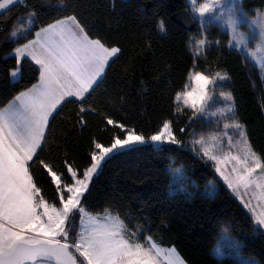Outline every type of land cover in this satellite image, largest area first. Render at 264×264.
<instances>
[{
  "label": "snow or ice",
  "instance_id": "6c2138e0",
  "mask_svg": "<svg viewBox=\"0 0 264 264\" xmlns=\"http://www.w3.org/2000/svg\"><path fill=\"white\" fill-rule=\"evenodd\" d=\"M18 3L23 0H0V10L10 12ZM188 3L200 32L198 38L189 37L193 62L187 72L188 83L175 92V101L191 110L189 124L176 129L172 119L163 118L150 135L117 115L125 103L120 92L112 94L101 87L124 49L100 36L71 0H60L61 12L49 22L37 27L38 13L33 9L27 12L26 24L13 28L9 37L16 46L5 55L14 54L15 64L8 74L18 83L22 61L27 60L38 76L15 94L0 93V264H188L174 245L165 246L162 238L146 235L145 223L133 224V217L122 216L118 205H85V201L91 195L94 177L108 159L148 143L183 147L177 131L184 134L192 123L206 117L216 118L208 121L216 130L199 134L193 130L192 151L213 165L251 219L264 229V148L257 149L252 142L247 125L238 117L233 93L216 91L222 87L218 82L228 79L227 72L201 69L197 63L201 56L207 61L211 47L220 45L219 40L208 39L207 28L226 26L228 47L254 59L264 70V12L257 10L249 17L241 0ZM105 7V15L115 13L117 0H110ZM156 28L167 31L163 19L157 21ZM252 42L254 47H249ZM146 46L150 48L151 43ZM123 72L134 75V64ZM67 104H72L73 110L62 123L83 132L93 118L108 140L90 136L83 165L68 164L65 156L66 172L58 174L51 145L61 137L53 121ZM217 104L220 106L211 110ZM169 171L173 182L184 177L182 167ZM42 174L54 185L50 198L41 185ZM96 207L98 211L89 210ZM240 246L224 227L212 251L217 258L228 254L239 264H256L240 257Z\"/></svg>",
  "mask_w": 264,
  "mask_h": 264
},
{
  "label": "trees",
  "instance_id": "16d2710c",
  "mask_svg": "<svg viewBox=\"0 0 264 264\" xmlns=\"http://www.w3.org/2000/svg\"><path fill=\"white\" fill-rule=\"evenodd\" d=\"M71 3L78 6L80 15L94 25L100 36L118 42L124 49L101 85L112 94L120 92L124 96V108L117 115L149 135L163 118L172 119L176 129L186 127L189 122L175 101V92L186 84L187 72L192 66L189 37H198L200 32L188 0H117L116 12L108 15L104 14L108 11L105 5L110 0H71ZM24 4L29 7L26 9ZM59 4L60 0H23L10 12H0V93L15 94L34 83V77L38 76L34 66L25 60L17 78L19 82L11 80L8 70L15 64L14 54H5L16 45L10 43L9 34L14 27L27 23V12L33 9L38 13L37 27L56 18L61 12ZM241 6L252 17L257 10L264 9V0H241ZM160 19L165 21L166 33L156 28ZM226 33L216 25L207 28L208 39L219 40L220 45L211 47L207 61L201 56L197 63L201 69L211 67L214 71L227 72L226 90L233 93L238 117L247 125L254 145L261 149L264 148L262 80L244 55L228 47ZM149 42L150 48L146 46ZM129 64H134V75L125 76L123 69ZM72 110V104L65 105L61 115L53 121L61 137L51 145L52 162L58 174L66 172L65 156L68 164L83 165L90 148V136L108 140V134L101 133L102 126L98 127L93 118H89V127L83 132L62 123V118ZM195 126L192 123L184 134L177 131L183 147L168 143L157 147L148 143L108 159L94 177L85 205H118L122 216L127 213L133 217V224L145 223L146 235L162 238L165 246L174 245L188 264H239L235 256L217 258L213 254L224 227L240 241L241 258L264 264V241H256L250 214L217 179L213 165L201 159L188 144L190 131ZM171 163L191 167V180L196 186L190 181L184 188L175 184L169 171ZM210 180L217 182V189L212 196L203 195L201 191ZM40 181L50 198L54 188L50 178L42 174ZM89 210L95 212L99 207Z\"/></svg>",
  "mask_w": 264,
  "mask_h": 264
},
{
  "label": "rangeland",
  "instance_id": "374dc122",
  "mask_svg": "<svg viewBox=\"0 0 264 264\" xmlns=\"http://www.w3.org/2000/svg\"><path fill=\"white\" fill-rule=\"evenodd\" d=\"M200 2H203V0H200ZM191 10V9H190ZM261 12H264V9L261 10ZM192 14V13H191ZM256 14V13H255ZM250 17V16H249ZM223 30H225L227 32V28L226 26L223 28ZM241 31H247V28L246 27H241L240 29ZM198 38V37H197ZM194 43V41H193ZM249 47H254V42L250 43L249 44ZM192 52H194V48L191 49ZM254 66L255 68L257 69L260 77H261V80H262V84H263V89H264V70L260 69L259 65L255 62L254 59L252 58H247ZM188 83V80L186 82V84ZM220 85H222V87H218L216 89L217 93H219V91L223 90V91H227L226 90V83H227V79L224 80V81H219L218 82ZM179 108L182 109L185 113L186 116H190L191 115V110L185 108L182 103L181 104H178ZM220 105H213L212 109L211 110H215L216 107H219ZM216 119L215 117H206V118H203V119H200V120H197L195 121L194 123L196 124V126L190 131V136H189V139H188V144L191 146V143H190V140L192 139V136H191V132L193 130L196 131L197 134L201 133V132H204V133H207L208 131H215L216 130V125L213 124V123H210L208 121L210 120H214ZM223 121L221 122V128H222V125H223ZM152 144V143H150ZM153 145V144H152ZM155 146V145H153ZM158 147V146H157ZM172 167H182L183 168V171H184V177L183 179H177L174 183L179 185L180 188H184L185 186H187L188 182L190 181L193 186L195 187V183L192 182L191 180V174L193 173V169L191 167H187V166H183V165H175L174 163H171L169 168H172ZM172 176V175H171ZM216 177L217 179L223 183L222 181V178H219L218 174L216 173ZM173 179V177H172ZM213 185L215 186L213 188ZM223 185L227 188V186L223 183ZM217 189V182L214 181V180H210L206 185L205 187L202 189V194L203 195H206V196H212L215 191ZM228 189V188H227ZM230 192L231 190L228 189ZM231 194L236 198V196L231 192ZM238 201L239 199L236 198ZM240 202V201H239ZM241 203V202H240ZM253 203H255V201H253ZM242 205V204H241ZM243 206V205H242ZM246 211L248 212V210L246 209ZM249 213V212H248ZM250 214V213H249ZM251 216V214H250ZM253 224H254V236H255V239L257 242H262L264 241V229H261L254 221H253ZM227 256H232V255H228L226 254Z\"/></svg>",
  "mask_w": 264,
  "mask_h": 264
},
{
  "label": "crops",
  "instance_id": "0c3cea01",
  "mask_svg": "<svg viewBox=\"0 0 264 264\" xmlns=\"http://www.w3.org/2000/svg\"><path fill=\"white\" fill-rule=\"evenodd\" d=\"M3 10H0V12H2ZM11 80L13 81V78L10 76Z\"/></svg>",
  "mask_w": 264,
  "mask_h": 264
}]
</instances>
